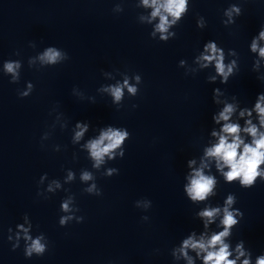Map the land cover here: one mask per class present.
<instances>
[{"label": "clouds", "instance_id": "1", "mask_svg": "<svg viewBox=\"0 0 264 264\" xmlns=\"http://www.w3.org/2000/svg\"><path fill=\"white\" fill-rule=\"evenodd\" d=\"M143 4L144 6L153 8L151 12V17L153 19L159 17V23L155 25V29L151 33L152 37H155L156 33H160L159 40L165 43L168 42L169 36L176 35L175 33H169V27L171 24L177 23L181 19L182 14L187 12V0H143ZM232 10L236 11L238 14L240 13V9L236 5L232 6ZM227 14L231 15V12ZM169 16L173 18L172 21H169ZM197 27L202 28L203 25L198 22ZM260 40H264V26L261 27L258 35L254 36L251 41V51L258 52L259 57L264 58V47H260L258 43ZM204 52L207 54H201L198 57V60L204 62L201 67H208L209 64L215 62L216 72L223 77L221 83L226 84L229 76L235 75L238 72L239 67L236 61H232L231 64L225 65L223 49L218 47L215 41L205 43ZM38 59L42 65H56L64 59H69V56L67 52H62L56 47L49 46L38 56ZM179 63L183 65L185 61L181 60ZM19 68L20 63L18 61H6L4 63L5 72L12 74V82L18 80ZM253 71H255V69H253ZM211 79L214 81L216 77L213 76ZM257 79L264 82V77L258 76ZM136 80L139 82L140 77L137 76ZM124 87H127L128 92L133 96L136 95L137 88L129 86L128 81L125 80L123 85H117L107 89L114 97L115 102L121 101ZM32 88L33 85L29 83L28 91L19 93V97H28ZM213 91L215 92V90ZM213 99L214 102H217L215 101V97H213ZM132 107L135 108L137 105L134 104ZM234 110L233 105L228 103L218 115L212 116V119L217 124H219L220 121H224L225 123L221 129L223 134H218L216 132L212 133L214 136H219V141L216 145L206 150V156L216 158L217 168L223 172L226 181L232 182L238 180L239 184L244 189H250L256 185L258 177L260 181H264V170H260V165L264 164V133L259 132L256 125L253 124L251 120H248L246 122L248 126L245 127L243 131L248 133L253 139L251 143H245L239 135L241 132L240 125L228 122ZM253 110L259 116L260 125L264 126V92L257 95ZM253 110L247 108L243 109L240 115L244 116L245 113H247L251 116ZM76 127L80 130L75 133V139L79 140L87 130V125L85 124L82 126L80 122H77ZM229 137H231V141H229ZM129 138L130 133L127 129L120 130L108 127L107 130L101 131L98 139L91 140L86 145L91 158L95 161L93 166L99 168V166L104 163L105 156L108 155L111 159L113 150L118 148H120L119 155L123 158L125 151L120 146ZM241 145H243L242 151L238 152ZM191 163H194V161H190V164ZM225 166L228 167V171H223ZM113 171H115L116 174L119 173V169H113L110 170L108 174L111 175ZM72 178L73 174L69 172L68 179L71 180ZM81 179L83 181H88L93 179V177L89 172H84ZM215 183L216 181L214 178L204 175L202 170H194L190 179V184L186 187L187 195L192 201H204L206 197L212 193ZM56 187H59V184H56ZM52 190L50 185L48 191ZM86 191L95 193L97 196L102 195L101 189H97L95 184H92ZM234 200V195H229L225 201L223 218L220 221V224L223 225V231L213 233L207 238L201 235L198 240L195 239V233H193L183 240L182 245L176 251L188 261V264H193V259L188 254L189 249L194 251L196 256L202 259L203 264H237L238 261L240 264H253L252 252L245 247V242L243 240L236 243L234 258H230L233 256V252L230 251V245L225 242V238L231 235L232 227L237 226L244 215L242 211L238 210L239 219H237L235 218L236 214L230 211V206L234 203ZM62 209L65 212L70 211L69 201L63 202ZM220 212V208H206L199 212L198 215L204 218V226L207 228L208 224L212 223ZM72 218V216L61 217L60 224L66 225ZM76 219L77 223H80L83 221L84 217L81 216ZM8 239H11V236H9ZM17 239L19 240V235ZM23 239L25 240V256L27 258H31L34 254L38 257L43 256L45 252L48 251V242L43 234L33 238L29 235L28 229H23ZM255 264H264V253L255 257Z\"/></svg>", "mask_w": 264, "mask_h": 264}]
</instances>
